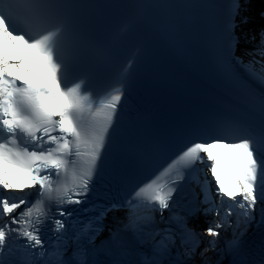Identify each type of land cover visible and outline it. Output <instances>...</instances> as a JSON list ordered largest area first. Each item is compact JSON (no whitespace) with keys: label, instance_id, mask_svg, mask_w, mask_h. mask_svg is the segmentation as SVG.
Listing matches in <instances>:
<instances>
[{"label":"snow or ice","instance_id":"snow-or-ice-1","mask_svg":"<svg viewBox=\"0 0 264 264\" xmlns=\"http://www.w3.org/2000/svg\"><path fill=\"white\" fill-rule=\"evenodd\" d=\"M4 4L5 0H0V190L22 195L12 198L0 193V264H9L7 257L18 241L35 249V257L44 258L37 264H100L86 262L83 252H79L78 259L66 254L65 241L74 238L78 251L82 243L90 245L103 228L107 213L119 209L129 211L127 227L135 230L138 243L151 248L149 256L137 264H161L160 257L169 255L173 248H183L181 255L191 257L199 240L211 237L208 247L200 253L204 256L209 249H216L217 238L223 229L232 226L233 216L245 226L256 221L258 206L264 205V128L257 135H244L236 142L219 134L206 135L184 147L168 165L171 168L182 164L189 175L199 165L206 168L215 189L207 178L197 181L203 208L191 202L180 205L182 172L170 184L159 183L158 175L124 197H106L105 203H94L95 197L89 193H95L96 182L117 163L116 158L109 159V129L117 118L123 92L117 87L116 94L110 97L101 99L97 94L94 98L82 81L67 83V74L75 69L58 51L75 38V33L60 11L64 5L59 0H7V8ZM243 7L241 0H231V20L225 25L224 37L229 53L239 42L234 33L235 17ZM17 10L36 19L39 31L30 34L29 30H19L13 20ZM242 22L247 23V18H242ZM251 55L253 59L244 66L245 71L264 83V31ZM260 103L264 107V96ZM70 168L71 184L65 182L53 188L52 177H67ZM225 169L231 174V186L225 184ZM26 189L38 197L35 203ZM45 199L55 201V205H48L56 207L55 214L49 216L43 211ZM141 201H147L144 207L150 212L160 214L166 227H158L153 216L135 215ZM36 207L40 211L33 219ZM164 210L169 211L166 220ZM259 211V223L264 224V207ZM200 212L211 214L213 219L198 233L190 221ZM79 214L89 215L82 222ZM53 238L59 246H53ZM122 239L119 230L110 238L114 243ZM193 241L196 243L189 246ZM235 243H241L238 236ZM167 264H187V260L173 258ZM233 264L243 262L235 260Z\"/></svg>","mask_w":264,"mask_h":264},{"label":"bare ground","instance_id":"bare-ground-1","mask_svg":"<svg viewBox=\"0 0 264 264\" xmlns=\"http://www.w3.org/2000/svg\"><path fill=\"white\" fill-rule=\"evenodd\" d=\"M261 10H263V8L261 9ZM253 50H255V49H253ZM254 51H252V53H253ZM193 184H194V187L196 186V188L197 189H199V187L197 186V184H196V182L194 181L193 182ZM200 186V185H199ZM201 214H203V213H201ZM204 215V214H203ZM210 216H212V215H210ZM213 218V217H212ZM254 229H255V227H254Z\"/></svg>","mask_w":264,"mask_h":264}]
</instances>
